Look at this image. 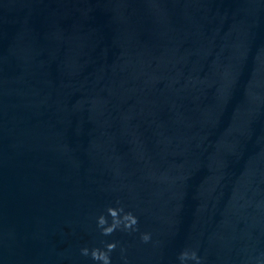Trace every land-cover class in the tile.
Listing matches in <instances>:
<instances>
[{"label": "water", "instance_id": "water-1", "mask_svg": "<svg viewBox=\"0 0 264 264\" xmlns=\"http://www.w3.org/2000/svg\"><path fill=\"white\" fill-rule=\"evenodd\" d=\"M112 241L264 264V0H0V264Z\"/></svg>", "mask_w": 264, "mask_h": 264}, {"label": "clouds", "instance_id": "clouds-1", "mask_svg": "<svg viewBox=\"0 0 264 264\" xmlns=\"http://www.w3.org/2000/svg\"><path fill=\"white\" fill-rule=\"evenodd\" d=\"M116 205L107 207L106 214H100L96 217V227L100 234L107 237L118 230L128 233L139 231L138 217L133 212L126 211L119 201L116 202ZM140 239L142 242L147 243L151 240V234L142 233ZM103 244V248L94 247L89 249L84 247L80 250L81 255L90 256L93 261L99 262V264H112L110 253L116 250L117 242H103ZM177 259L179 264H187L190 260L194 261L195 264H202V259L198 256L196 250L184 249L179 253Z\"/></svg>", "mask_w": 264, "mask_h": 264}]
</instances>
